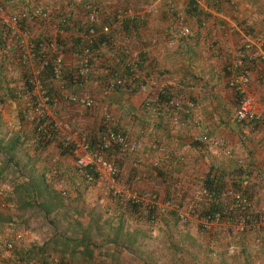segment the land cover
<instances>
[{
  "label": "crops",
  "instance_id": "obj_1",
  "mask_svg": "<svg viewBox=\"0 0 264 264\" xmlns=\"http://www.w3.org/2000/svg\"><path fill=\"white\" fill-rule=\"evenodd\" d=\"M197 1V7L194 6L197 10H192L188 0H81L71 8L75 23L69 32L58 31L54 19L42 25L26 21L32 34L58 40L67 66L74 62L73 43L81 40L78 34L85 16V2L100 8V18L93 24L96 33L111 34L110 43L95 51L93 72L81 89L64 88L65 92L56 86L51 89L56 98L54 116L60 124V137L46 145L38 141L27 118L29 97L21 92L25 88L22 66L3 49L9 55L0 54V58H5L3 63L0 61V243L14 241L16 235L11 230L18 232L15 227L23 221L22 229L38 230L40 237L23 238L17 246L27 249L55 236L54 251L50 249V255L45 257L47 264H160L153 251L158 244L153 245L151 237L160 241L166 232L169 236L166 248L172 264H264V230L234 234L220 230L223 226L217 225V232L209 234L202 230L198 218L193 216L188 223L178 225L169 212L163 211L168 183L174 186L171 194L174 195L172 188H179L186 201L190 191L201 188L202 178L210 169L233 171L238 165L248 169L242 186L251 193L253 205L264 204V124L253 130L246 124L236 126V96L227 84L235 71L232 64L245 35H264V0H218L215 5L212 0ZM0 2L6 12L17 13L35 5L63 11L70 0ZM119 11L127 12V19H134L135 25L120 24ZM182 25L189 26L192 35L179 37ZM11 33L15 36L9 34L13 39L7 42L14 41L19 32L12 28ZM125 48L141 55V67L133 83L136 91L129 92L128 86L104 96L103 68L120 67ZM250 66L253 77L250 91L264 106V62L253 61ZM166 89L173 91L171 106L158 101L159 93ZM70 92L96 98L94 106L86 109L68 101L65 97ZM189 102L193 104L191 117L181 111ZM103 105L113 117L112 126L131 141L139 142L135 151L120 155L125 178L128 171L133 174H129V183L117 186L134 188L137 192H158L156 221L154 217L153 222L148 220L144 210L133 214L121 201L122 194L111 198L109 184L105 186L103 180L88 183L73 156L62 152L61 133L67 125L69 131L77 132L76 138L95 132L101 125ZM192 120L200 122L212 138L222 139L224 145L208 149L196 141ZM157 143L165 147V155L152 149ZM157 171H162L164 176H158ZM37 178L44 179L65 201L58 210L75 209L71 203L78 196L87 214L78 217L70 211L72 216L53 213L44 217L35 207L24 205L23 198L27 199L33 192L28 187ZM17 194L23 198H17ZM120 216L126 226L132 223V228L141 225L147 229L150 236L144 235V246L156 262H146L130 252L127 245L116 243L125 239L124 234L116 238L110 232L120 224ZM151 223L155 226H149ZM90 225L99 229H89ZM42 230L47 232L43 234ZM80 240L97 245L90 259L83 258L87 242ZM5 255L12 254H0ZM9 263L5 258L0 262Z\"/></svg>",
  "mask_w": 264,
  "mask_h": 264
},
{
  "label": "built area",
  "instance_id": "obj_2",
  "mask_svg": "<svg viewBox=\"0 0 264 264\" xmlns=\"http://www.w3.org/2000/svg\"><path fill=\"white\" fill-rule=\"evenodd\" d=\"M81 0H70L68 7L65 10H54L42 5H35L31 8H24L17 13H8L5 11L4 6L0 5V21L4 27L18 29L17 43L20 47V62L25 72L24 83L29 87L32 101L29 103V109L27 110V118L31 122H35L38 135L43 140L55 139L60 137V124L54 116L55 100L52 90L47 87L46 81L48 80V74L45 71L49 67V73L51 79L62 92H65V80L63 78V71L65 69L64 52L63 48L58 40L49 38L46 45L43 44V52L37 56L31 51L32 42L30 41V32L26 29H20L19 23L27 20L34 22H42L48 24L54 19L56 21L57 30L63 32L62 24L73 19L71 8L75 3ZM218 0H213L216 4ZM85 16L80 24V44L81 50L74 55L75 65V81L72 89H81L83 84L87 81L88 77L93 72V61L95 58V51L93 52L91 46L97 37V33L93 27V24L100 18V8L92 3H89L84 7ZM120 15L119 23L128 18V14L125 11H119ZM107 31V30H106ZM110 34L109 32H104ZM192 35V31L189 26L182 25L179 28V37H188ZM106 41L100 43V47L105 46ZM13 42H7L5 45L6 50H11ZM124 58L120 62L121 66L115 68L113 66H106L103 68V74L106 75L105 84H103L102 93L104 96L109 95V92L115 90L116 87L125 88L126 78L125 70H128L132 77H134L142 63L141 55L137 51H131L127 48L124 49ZM253 61L264 62V35L263 34H247L245 35L239 49L236 52L235 60L233 62L234 72L229 76L227 84L229 88L235 93L237 97V103L234 110V119L239 122L247 121H263L264 120V106L259 99L250 91V85L253 81L251 74V64ZM24 95H26L24 93ZM68 101L82 106L83 108H92L95 104V100L87 93H75L70 92L66 94ZM193 104L191 102L184 105L183 111L189 117H191V109ZM42 119V122L39 120ZM113 117L107 106L103 105L102 108V121L101 125L105 127L104 132L99 136L97 145H95L92 135L81 134L78 138L77 132H71L67 129L61 133L62 142L64 146H68L76 167L84 174V178L87 182L91 183L96 180L107 181L109 187L112 190L114 196L123 195L124 200H130L132 203H144L153 202L156 197L155 194L144 193L140 195L137 191L130 188L118 187L116 180L117 168L111 161H108L104 156V152L110 148L113 144L119 145L121 150L134 151L139 145L137 141H131L128 137L119 129L112 126ZM192 127L195 129L194 139L208 149L214 147H220L224 145L222 139L212 138L202 127L201 123L192 120ZM38 137V136H37ZM39 138V137H38ZM43 142V141H42ZM152 148L165 155L166 149L163 146L153 144ZM228 154L229 151L227 150ZM157 163V161L155 162ZM226 193L229 195V210H233L235 218L233 221L222 219L220 211L214 212L212 215H204L202 219H199L200 223L205 229H214L217 225L226 226L229 233L236 234L237 232H244L251 228H257L260 225L264 226V207L259 212L258 220L249 218L248 222L245 220L250 208L253 205L250 198L245 196L239 190L228 189ZM201 195L204 197H210L208 191L203 189ZM166 208L174 209L178 212L179 217L183 223H187L194 214L184 212L182 206L178 203L166 201L164 202ZM195 215L194 217H196ZM237 220V221H236ZM13 250V242L4 241L0 243V254L4 252H10ZM11 264H21L17 261L11 262Z\"/></svg>",
  "mask_w": 264,
  "mask_h": 264
},
{
  "label": "trees",
  "instance_id": "obj_3",
  "mask_svg": "<svg viewBox=\"0 0 264 264\" xmlns=\"http://www.w3.org/2000/svg\"><path fill=\"white\" fill-rule=\"evenodd\" d=\"M197 2H198L197 0H188L187 4L192 8V10H197L194 7V6L197 7V4H196ZM85 3L86 4L84 7H86V5L89 4L88 2H85ZM210 3H208V4H210ZM212 4H214L213 0H212ZM0 5H3V4L0 2ZM126 19H124L122 21V24L124 25V27H130V26L133 27L135 25V22L133 21L134 19H127V20ZM26 21L27 20L20 22L19 27L21 30L26 29L29 31V28H27L28 26L25 25ZM30 22H33L34 25L35 24L36 25L37 24H41V25L44 24L42 22H34V21H30ZM74 23H75V21L73 18V19L69 20L67 22V24L66 23L62 24L61 26L64 29L63 32L71 31L72 25ZM31 25L29 26L30 28L32 27ZM29 32H30V41L32 42L31 51L37 56L39 53H41V51L43 52V49L45 47H42V46H43V44L46 45L47 39H49V37H42L39 34H35V33L32 34L31 31H29ZM9 34H12L10 28L4 27L0 21V54L3 55L4 57L8 56L9 54L8 55L5 54L6 52H3V49H4L5 45L7 44V41L9 39H11V40L13 39V38H10ZM13 35L15 36V33L12 34L11 36H13ZM17 36L18 35H16V37ZM110 39H111V34H98L95 41L93 42V44L91 46L93 52L95 50L100 49V43L103 42L104 40L106 41L105 46L107 45V43L109 44ZM12 42L14 44L12 49L10 51L5 50V49L4 50L7 52H10V54H11V55H9L10 58L15 59L17 65H19L21 67L22 64H21L20 58H19L20 47L17 43V40L15 41V38H14V41H12ZM75 42H76V40H75ZM75 42L73 43V47H72V53L74 55H76L81 50L80 41H77L76 43ZM3 56H1V57H3ZM4 59L5 58H0L1 63L4 62ZM11 63H12V60H11ZM49 71L50 70L48 67L47 70L45 71L46 75L48 74V80L46 81V83H47L48 89L51 90L53 87H55V83L51 79V75H50ZM21 72H22V76L24 79L25 72H24L23 68H21ZM75 72H76V70H75L74 62H73V64L71 63L70 66H67V64L65 65V69L63 71V78L65 80V88L70 89L74 85ZM124 73H125V78H126L125 88H128V86H129V92L134 93L136 91V88L134 87L135 77H132L128 70H125ZM130 84H131V87H130ZM132 84H133V86H132ZM120 89H124V88L116 87L115 90H120ZM21 92L27 94V96L29 97L28 101H27V105L29 106L30 101H32V97H31L32 95H31V93L29 91V87L26 83H25V88L23 90H21ZM171 100H173V91L172 90L166 89L164 92H160L158 95V101L162 104H166L167 106H171ZM235 101L237 103V97H236ZM183 108H181V111L183 112V114H185V112L183 111ZM37 119L38 118H36L35 122L34 121L32 122V125H33L32 128L34 131H35ZM39 121L42 122V119H40ZM236 123H237L236 126H238L240 124H246V125L250 126V128L253 130V129H257L262 124H264V120L263 121H247V122L237 121ZM104 130H105V127L103 125H100L99 128L95 132H92V133L87 132L86 134L87 135L90 134V136L92 135L93 141H94L95 145H97V142L99 140V136L102 132H104ZM34 134L39 137V138L37 137V139L43 145L51 143L54 140V139H51V140L50 139H48V140L41 139L42 137L40 136V134L38 135L37 131H35ZM156 145H158V143ZM60 147H61L63 153H67V154L72 155V153L69 150V147L64 146L63 142H61ZM129 152H132V151H127V150L123 151V150H121V147L119 145L113 144L112 146H110V148L108 150H106L103 153L105 155L104 157L108 161H111L113 163V165L116 166V168H117L116 180H117L118 184L122 183L124 185V184L129 183L128 182V178L130 177L129 174H131L132 172L128 171L127 172L128 175H126V178H125V174L123 175V171H122L123 167H124V161L121 160V158H120V155H122V154L128 155ZM250 165H251V162H250ZM246 171H248V169L243 167V165H238V167L235 168L233 171H226L224 169L217 170V169L212 168L202 178L201 188L196 189V191L195 190L190 191L189 194L187 195V197H185L186 201L183 200L184 195H183V193L181 194V190L179 188L178 189L172 188V189H174V195H172L170 190H171V187L173 185L170 186V183H168V185H167V187H168L167 191L168 192L163 197V202L170 201V202L178 203L179 205H182V208H183V204H185L186 207L183 208L184 212L194 214V216L197 215L196 218L199 217V219H202L204 215H212L214 212L220 211V215H221L222 219H227L229 221H233L235 218V213L233 212V210L228 209L230 200H229V195L226 193V191L228 189L239 190L242 193H244L245 196L250 198L251 193L248 192L247 189L243 188V186H242L244 184V179H245L244 173ZM163 174L164 173L162 171H157L158 176L162 177ZM131 176L133 177V175H131ZM164 179L166 181L168 180L166 178H164ZM32 181H33L32 182L33 184L31 185L32 187H30V188H33V192L28 194L29 197L26 199V198H23L21 196V194L19 195V198H21V199L23 198V200H22L23 204L26 206L35 207L36 209H38L39 211L42 212L44 217L49 215V214L57 213L56 211L60 207H62V205L65 204V201L62 199V197L60 198L59 192H55V190L53 188L49 187V184L46 183L45 180L42 178L41 179L40 178L32 179ZM130 189L136 191L134 188H130ZM203 189H206V191H208L210 197H204L203 195H201V191ZM137 193H139L140 195H142L144 193L155 194L156 197L154 198L153 202H144V203H132L130 200H125L126 201L125 203L127 204V208L130 209L133 214H138V212L144 210L146 213L145 214L146 218L148 220H150L151 218L154 217V219H155L154 221H156L157 212L159 210L157 208L156 203H157V200L160 199L159 193L153 192V191H146V192L138 191ZM31 194L33 196H31ZM36 197L38 199H36ZM187 198H189V199H187ZM78 201H79V203H78ZM204 203H205V205H204ZM71 204H73V206H76L75 209H73V210L69 209L70 211L73 212V214H76L78 217L84 216L83 213L87 214V211H86L87 209H83L84 203L80 199V197H78V196L75 197V200ZM71 204H69V205H71ZM263 207H264V204L260 205V206H252L250 208L251 212L248 213L249 215L247 217H245V220L247 222L249 221L248 220L249 218H253V219L258 220V218H259V212L258 211L261 210V208H263ZM163 211L169 212V214L172 216V218L175 219V223H178V225L179 224H181V225L186 224V223H183L181 221V218L179 217V214L176 210L170 209V208L168 209L165 207ZM66 214L68 216H72V214L69 212H67ZM86 218H88V215H86ZM119 219H120V224L116 227L119 228L120 235H123V233H122V232H124L123 225L126 226V224H125L126 222L122 219V216H120ZM77 221H78V219H77ZM150 221H152V219ZM92 222H93V220H92ZM81 224L82 223H80V226H81ZM18 226L23 227L24 222L20 221ZM201 226H202V224H201ZM126 227H128V230L130 231L131 236L134 233H138V229H139L138 226L132 228V226L129 225ZM93 228L99 229V227L97 225H94V226L90 225L89 226V229H93ZM89 229H88V231H89ZM202 230L208 232L209 234H213V233L217 232L216 228L215 229H205L203 227ZM226 230L228 231V229H226ZM263 230H264V226L260 225L257 228H251L247 231L244 230V232L240 231V232H237L236 234H239V233L246 234L248 232H260ZM55 239H56L55 236L52 235L50 240L44 241L42 244L31 245L27 249H24L22 246H18V247H16V250L11 253L12 255H9V256L5 255V257L0 256V262L3 258H5V260H8L10 262L9 264H11V262H14V261H17L21 264H47V262H46L47 257L46 256L50 255V254H48V251L50 249H51V252L54 251V248L56 245ZM80 241H82L81 243L87 242L86 243L87 247L85 248L82 256L84 259H90L92 256V250L94 248H96L97 245L95 243L89 242L87 240H80ZM113 242H116V240L114 239ZM55 251H59V250H55Z\"/></svg>",
  "mask_w": 264,
  "mask_h": 264
},
{
  "label": "rangeland",
  "instance_id": "obj_4",
  "mask_svg": "<svg viewBox=\"0 0 264 264\" xmlns=\"http://www.w3.org/2000/svg\"><path fill=\"white\" fill-rule=\"evenodd\" d=\"M93 99L95 100L96 98L93 97ZM103 183H104L105 186L108 184L107 181H104ZM28 188H30V187H28ZM108 189L110 190V193L112 195L111 198L112 197L115 198L116 196L113 195L111 188L109 187ZM16 196H17V198L19 197L18 194ZM121 201L126 202L124 199H121ZM30 210H32V209L30 208ZM56 212H57V214H62V216H64L67 212H70V210L69 209L57 210ZM38 214H39V212H38ZM65 220L66 219H63V221H65ZM125 224H127V223H125ZM130 224L133 225L132 223H130ZM153 225H154V223L149 224V226H151V227H153ZM124 226L125 225H123V227ZM34 227H37V226H34ZM138 227H139L138 233H134L132 236L130 235V231L125 227V230H124V233H123L124 236H125V239H122V241L117 240V243L120 244V245H122V244L127 245L129 247V249H130V252H133L134 255H136L138 257H143L144 258V261H146V262H152V261L153 262H156L157 261L156 258H157L158 259V262L160 264L161 263L162 264H172V262L170 261V258H169V255L170 254H168V251H167V248H166L167 247V242L169 240L168 234L166 232H164L163 237L162 238H159L160 241L154 239L155 237H151V240H152L151 243L153 245H157L158 244L157 247H156V249H153V251L155 253V257H156L155 258L151 252H148L147 247L144 246L146 244V243H144V235L145 234H148L149 235L150 233L147 232V229H144V227H142L141 225L138 226ZM15 228L18 229L17 230L18 232L11 230V233H13L14 236L16 235L14 237V241L12 240V242H13V250L10 251L11 253L16 250V247H18L17 245H19V242H18L19 240H22L23 238L29 239L32 236L40 237L38 230L29 229L27 227H25L27 229H25V228L22 229V227H19V226L18 227H15ZM219 229L222 230V231H227L224 227L219 228ZM178 230H179V228L176 229V232ZM168 231H170V230H168ZM46 232L47 231L42 230V233L43 234L46 233ZM110 232L111 233H114V235L116 236V238H118V234H120L118 227L111 228ZM27 233H28V235H27ZM151 248H152V246H151ZM143 249L145 251H147V252H144ZM161 253H164V255H161ZM180 258L181 257L177 258V260H180Z\"/></svg>",
  "mask_w": 264,
  "mask_h": 264
}]
</instances>
